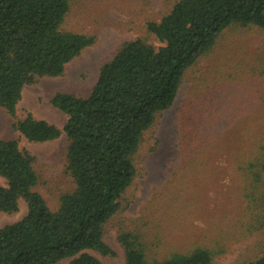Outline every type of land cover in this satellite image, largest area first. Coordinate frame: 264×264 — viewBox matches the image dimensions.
I'll list each match as a JSON object with an SVG mask.
<instances>
[{
	"label": "trees",
	"instance_id": "16d2710c",
	"mask_svg": "<svg viewBox=\"0 0 264 264\" xmlns=\"http://www.w3.org/2000/svg\"><path fill=\"white\" fill-rule=\"evenodd\" d=\"M73 0H0V106L13 129L29 142H46L63 132L69 146L66 173L74 187L56 210L36 190L35 156L14 139L0 140V213L22 219L0 228V264H106L115 252L104 240L107 223L121 210L122 198L137 176L135 155L145 132L169 109L187 72L208 55L232 24L264 30V0H177L159 21L146 23L145 37L125 41L105 62L86 96L57 92L51 103L67 114L59 128L31 113L17 117L25 86L61 76L66 65L96 41L93 34L64 28ZM260 97L264 101V89ZM264 118V111H263ZM235 163L243 197L240 220L246 234L264 229V125ZM124 230L120 242L126 264H213L223 243L193 244L162 255L148 253L146 235ZM235 264H264L257 257Z\"/></svg>",
	"mask_w": 264,
	"mask_h": 264
},
{
	"label": "rangeland",
	"instance_id": "374dc122",
	"mask_svg": "<svg viewBox=\"0 0 264 264\" xmlns=\"http://www.w3.org/2000/svg\"><path fill=\"white\" fill-rule=\"evenodd\" d=\"M177 0H73L64 28L93 34L96 41L70 61L57 77H42L24 87L17 117L35 118L63 128L67 114L51 99L57 92L88 96L102 65L128 40L149 35L146 23L159 21ZM264 30L232 24L212 51L187 72L173 105L158 115L135 155L137 176L124 194L121 210L107 223L104 240L114 256L99 257L106 264H126L119 236L141 231L148 253L162 255L193 244L222 242L223 253L213 264H235L260 255L264 229L246 234L242 186L235 163L241 147L251 146L264 125ZM15 119L0 106V140L14 139L35 156L40 181L36 190L56 210L63 193L74 187L66 173L69 146L63 132L46 142H29L13 129ZM0 176V184H6ZM27 213H0V228ZM155 252V253H154ZM72 257L55 264H69Z\"/></svg>",
	"mask_w": 264,
	"mask_h": 264
}]
</instances>
